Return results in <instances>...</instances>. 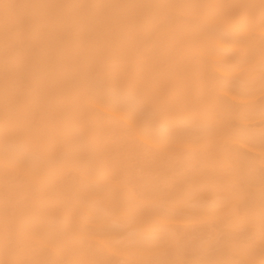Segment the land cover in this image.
<instances>
[{
	"label": "bare ground",
	"instance_id": "6f19581e",
	"mask_svg": "<svg viewBox=\"0 0 264 264\" xmlns=\"http://www.w3.org/2000/svg\"><path fill=\"white\" fill-rule=\"evenodd\" d=\"M0 264H264V0H0Z\"/></svg>",
	"mask_w": 264,
	"mask_h": 264
}]
</instances>
